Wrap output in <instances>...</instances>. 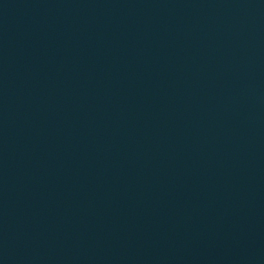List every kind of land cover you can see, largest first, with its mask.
Returning a JSON list of instances; mask_svg holds the SVG:
<instances>
[{"label":"water","instance_id":"95a60500","mask_svg":"<svg viewBox=\"0 0 264 264\" xmlns=\"http://www.w3.org/2000/svg\"><path fill=\"white\" fill-rule=\"evenodd\" d=\"M0 264H264V0H0Z\"/></svg>","mask_w":264,"mask_h":264}]
</instances>
